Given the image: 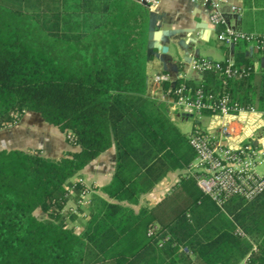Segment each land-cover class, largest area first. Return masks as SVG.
<instances>
[{
	"label": "trees",
	"instance_id": "obj_1",
	"mask_svg": "<svg viewBox=\"0 0 264 264\" xmlns=\"http://www.w3.org/2000/svg\"><path fill=\"white\" fill-rule=\"evenodd\" d=\"M150 14L139 0H0V129L35 113L77 147L0 150V264H264V191L218 206L188 173L135 209L168 172L191 170L200 129L182 133L146 96ZM248 51L234 47L233 75L227 59L210 61L198 83L176 85L264 112V50ZM111 147L105 198L91 195L76 233L67 206L80 212L86 184L72 179Z\"/></svg>",
	"mask_w": 264,
	"mask_h": 264
},
{
	"label": "crops",
	"instance_id": "obj_2",
	"mask_svg": "<svg viewBox=\"0 0 264 264\" xmlns=\"http://www.w3.org/2000/svg\"><path fill=\"white\" fill-rule=\"evenodd\" d=\"M160 5L156 11L151 12L155 19L152 22L154 31H160L161 49H147L148 60L146 63V81L157 73H164L169 76L171 82L182 78L191 80L194 83L200 81V75L191 69V61L195 58H203L213 62L222 61L231 58L234 48H226L215 40V31L212 28L210 35L206 40H202L201 30L196 29L200 21L206 22L207 11L194 6L186 0H159ZM225 2L221 5V12L227 24L235 30L244 33H253L257 35L264 34V0H220ZM233 4L242 9L240 15L232 14L229 5ZM251 50L247 55L251 54ZM263 65V59L255 64V69ZM147 96V88H146ZM158 107L166 114L169 121L177 127L179 115H175L176 109L172 107L169 100L155 101ZM183 117H188L181 114ZM254 120L255 131L253 133L254 144L264 149V115L261 117L251 116ZM258 117V118H257ZM190 118V117H189ZM202 129L209 132L212 136L217 135V129L211 125V121ZM45 122L35 113L27 112L14 125L0 129V150H40L41 154L47 158H57L67 151H75L77 147L71 146L65 142L64 136L60 132L50 130L44 124ZM200 124V123H199ZM49 129L55 135H58L57 143L53 141L48 143L46 131ZM48 146V147H47ZM115 163L114 148L100 154L95 160L90 162L75 177L80 178L90 189L89 206L92 194L105 198L99 191L100 188L107 185L112 177ZM188 174V170H178L168 172L165 177L159 181L151 191L140 197V206L152 208L158 204L172 188L177 185L180 179ZM75 179L73 178L72 181ZM264 198V194L262 196ZM264 208V203H263ZM80 209V208H79ZM88 214V213H87ZM87 219V218H86ZM84 220V222L86 221ZM76 219L72 223L74 229ZM82 223L79 233L82 228Z\"/></svg>",
	"mask_w": 264,
	"mask_h": 264
},
{
	"label": "built area",
	"instance_id": "obj_3",
	"mask_svg": "<svg viewBox=\"0 0 264 264\" xmlns=\"http://www.w3.org/2000/svg\"><path fill=\"white\" fill-rule=\"evenodd\" d=\"M139 1L145 3L150 12L156 11L160 5L159 0ZM186 1L207 11V26L215 31V40L222 46L232 49L240 42H247L251 51L264 50V34L244 33L227 24L221 12V5L225 2ZM229 9L236 15L242 12L240 7L233 4L229 5ZM226 66V73L233 75L230 72L231 58H227ZM213 67L207 59L195 58L191 61V69L199 75ZM166 82L169 88L164 90L162 85ZM146 88L149 99L169 100L172 107L180 110L183 115L195 120L206 117L218 130V136H212L202 129L193 131L189 136V145L195 158L188 173L193 176L202 193L218 206L234 197L250 202L262 194L264 173H258L257 168L264 164V149L254 144L255 126L251 116L261 117L264 112L254 108L243 109L232 103L228 96L215 97L202 88H188L184 82L176 85L168 75L161 72L146 81ZM88 193L90 189L86 186L81 199ZM239 235L242 233L239 232ZM242 264L248 262L243 261Z\"/></svg>",
	"mask_w": 264,
	"mask_h": 264
},
{
	"label": "rangeland",
	"instance_id": "obj_4",
	"mask_svg": "<svg viewBox=\"0 0 264 264\" xmlns=\"http://www.w3.org/2000/svg\"><path fill=\"white\" fill-rule=\"evenodd\" d=\"M181 111L176 109L175 115H179L180 118L178 119L177 122V128L182 132V133H189L192 130L193 127V122L197 121L198 123H200V127L202 129H204V127L208 124V120L205 118H201L200 120H195L193 118H189V117H183L181 115ZM45 126L47 128H49L50 130H54L56 132H58L53 126L48 125L46 123H44ZM49 129H47L46 131V137L48 139V143L53 141V143H57V138L58 135H55L54 133H52V131H50ZM48 147V146H47ZM258 173L263 174L264 173V164H262L260 167L257 168ZM74 179L77 180V177H74ZM81 203H80V212L76 211V206L74 203L70 202L67 206V209L70 210V212H74L77 214V218H76V222L75 225L77 228H75V231L78 232V229H80L82 223L84 222V220L87 218V213H88V208H89V193L86 194V196H84L81 199ZM35 216L38 219H43L44 216L42 215V213L40 211H36L35 212Z\"/></svg>",
	"mask_w": 264,
	"mask_h": 264
},
{
	"label": "water",
	"instance_id": "obj_5",
	"mask_svg": "<svg viewBox=\"0 0 264 264\" xmlns=\"http://www.w3.org/2000/svg\"><path fill=\"white\" fill-rule=\"evenodd\" d=\"M145 5V3L142 2ZM155 19L153 14H150L149 26H148V35H147V49H161L162 52H165V48L159 44L161 32L158 30L154 31L152 28V22ZM196 29L201 30V39L206 40L210 35V30L208 29L207 23L205 21H200L196 25Z\"/></svg>",
	"mask_w": 264,
	"mask_h": 264
}]
</instances>
